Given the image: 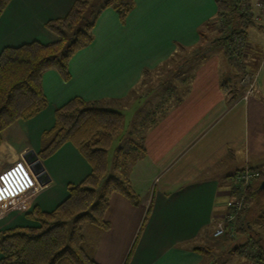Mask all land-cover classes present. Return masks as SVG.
<instances>
[{
	"label": "crops",
	"instance_id": "obj_1",
	"mask_svg": "<svg viewBox=\"0 0 264 264\" xmlns=\"http://www.w3.org/2000/svg\"><path fill=\"white\" fill-rule=\"evenodd\" d=\"M73 2L10 0L0 13V50L30 41L54 42L57 36L45 23L63 17ZM131 2L123 19L113 7L99 11L91 41L68 59L67 80L54 69L43 72L46 107L6 127L0 155L29 149L25 160L30 170L40 172L37 178L43 169L48 179L26 213L33 205L52 210L66 197L67 183L81 181L90 166L69 142L48 158H38L41 132L52 126L54 109L73 97L111 103L105 108L118 110L123 118L119 138L140 140L138 149L130 147L138 151L127 173L140 202L134 206L113 192L104 212L109 226L89 229L85 250L98 264H201L206 256L201 249L228 210L235 173L245 166L264 171V19L242 26L251 45L246 64L258 66V79L254 94L239 100L238 80L224 47L210 40L204 47L199 38V29L217 19L215 0ZM169 60H175L171 67L159 71ZM156 71L158 77L174 72L167 101L168 95L161 98L162 83L144 80ZM141 84L146 86L142 94L115 105ZM138 121L142 125L135 130ZM113 141L114 149L127 150L118 137ZM24 214L4 213L0 230L35 226Z\"/></svg>",
	"mask_w": 264,
	"mask_h": 264
},
{
	"label": "trees",
	"instance_id": "obj_2",
	"mask_svg": "<svg viewBox=\"0 0 264 264\" xmlns=\"http://www.w3.org/2000/svg\"><path fill=\"white\" fill-rule=\"evenodd\" d=\"M9 1L0 0V13ZM215 2L216 21H221V29L226 30L217 38L225 39L242 32L234 29L236 24L245 27L253 22L237 9L235 0ZM131 4V0H74L63 17L45 23L57 36L54 42L30 41L0 50V142L7 126L17 119H30L46 107L41 87L44 71L54 69L63 80L69 78L68 59L91 41L92 26L99 11L110 6L123 19ZM203 26L199 29L200 37ZM224 54L228 63L237 69L226 49ZM121 125V112L80 97H73L54 109L53 124L41 135L47 141L40 145L38 158H48L63 143L69 142L89 164L90 172L77 184L67 183L66 197L51 211L35 205L25 214L38 225L0 230V264H98L83 246L81 224L87 222L98 230L107 229L109 224L104 220V212L113 192L123 195L134 206L140 202L125 176L126 151L116 148L111 170L108 168L107 149ZM255 190L247 188L241 211L255 200ZM237 231H246L245 225L239 223ZM233 248L238 251L240 247ZM258 252L257 261L264 264V252L260 249Z\"/></svg>",
	"mask_w": 264,
	"mask_h": 264
},
{
	"label": "rangeland",
	"instance_id": "obj_3",
	"mask_svg": "<svg viewBox=\"0 0 264 264\" xmlns=\"http://www.w3.org/2000/svg\"><path fill=\"white\" fill-rule=\"evenodd\" d=\"M249 18H251L252 21L255 22V21H259L261 19H264V16H262L261 19H255L253 17H249ZM213 26H215V27H213ZM222 27H223V25H221V21H216L213 19L209 20L205 23V26H203V28H202L203 29L202 30L203 36L200 37V35H199V38L202 40V43L204 45H207V43L209 44L208 41L212 40V41H215V43L217 44V46L219 48H222V46H223L224 50L226 49L228 56L233 61L236 62V64L238 65L237 69L233 67L235 70V73H236V76H235L236 80H238V82H237L238 86L236 84L235 85L239 88V91L236 95L240 96L241 93H243L242 89L244 88V85L241 84V80H243L244 78L248 77L251 80L250 83H253V85L256 86L257 79H258L257 78L258 77L257 76L258 66H256L254 69H249L247 67V64H246L247 60L246 59H247V55H248V50L251 49V45L247 41L245 33L243 32L244 29H242L241 24H236L234 29H236V30L242 29L243 30L242 32H239V33L235 32V33L229 35L225 39H219L217 37H221L222 35H224L226 33V30L221 29ZM238 34L241 35L243 38V41H242L243 45L241 44V46L238 47V53H239L238 59L239 60H236V58L230 56V49H231V47H233L235 45L232 42L234 36L235 35L238 36ZM215 38H217V39H215ZM206 53H207V50H206ZM174 61L175 60L166 61L160 67L159 71L161 69H163V71H164L165 68L167 69L168 67H171V65ZM179 62L180 63H178V64H182L184 61L181 60ZM159 71H156V72L152 73L151 75L146 74L144 80H145V82L148 81L152 84H155L158 82L162 83L165 87V92H163L161 98H166V95H168L167 99H166V101H167L168 97L172 96L170 93L172 91L171 90L167 91V90H168V87L170 86L169 84H171V83H173V81H175L174 80L175 77L172 75L174 72H171L169 74L167 72L166 74H163V75L158 77L156 74ZM158 74H161V73H158ZM177 81H178V79L176 80V82ZM145 87L146 86H142V84L138 85L136 87L137 92L133 90L134 92L132 91V93H130V95L127 97L128 98L127 100H122L118 103H115V105L121 106L124 103H127V101L130 100L132 98V96H134V97L139 96L140 94H142L145 91V89H146ZM170 89H171V86H170ZM161 103L163 104L162 101H161ZM110 105H112V104L109 102H101L100 104H98V106H100V107H103V106L106 107V106H110ZM154 106H155V104H154ZM162 107H163V105L160 107L161 110L163 109ZM156 110H158L157 106L154 107L153 113H155ZM126 117H127V115H125V118ZM136 123H137V125H134V129L139 130L140 126L142 124L140 121H138ZM49 128H51V127H49ZM48 129H45L43 131H46ZM122 131H123V125H121L120 130L114 136L113 140L118 137L119 145H124V148H127V150H124V151H126V153H127L126 154L127 158L125 161L127 166L125 167V170L128 173V170H130L133 161L135 160V158H137L136 152L138 151V150L136 151L135 149H132L130 147H134V148L138 149V147L140 146V140L135 138L136 139V141H135L134 139H131V138L127 137L126 135H124L123 138H121V137L119 138L118 135L122 134ZM42 132L40 134V145L43 142L47 141V138L44 140L41 139ZM115 144H116L115 141L111 142L110 146L107 149V159H108V164H109V167H108L109 171L111 170V163H112L114 155H115V149H114L116 146ZM28 150L29 149L22 151V152H19L18 155H7V154L0 155V191L6 185L5 182L1 178V175L3 177H4V174L8 175L9 170L14 169V167L16 168L18 163L21 164L23 166V168L25 167V170L28 173L30 180H32V185H33L31 187V189L24 191V196L21 198H17L16 202L14 204H12L10 206V208L4 209V210H2L0 208V217H1V215H3L4 213H6L8 211H10L12 213L15 212V213H19V214L20 213L27 214L26 211L29 210L30 203L32 202V200H34L33 198H34L35 193L37 192V190L41 186H43V184H46L45 180H47L48 177L45 174V170L42 169V171H41L42 174L38 176L39 178L38 177L36 178L35 175L40 173V172L33 174L32 171L30 170V168H29L30 165H28V162L25 160V155H26V152ZM127 173L125 174V176H127V178H128L129 173L128 174ZM262 175H264V171H262ZM262 178H264V177H262ZM262 178L259 177L258 179H255L248 186V187H251L252 190L256 189L255 190L256 191V197H255V200L252 199L249 202L248 207H246V205H245V209H243V211H241L242 207H243V203H242L240 211L236 214L233 221H231V223L235 227L233 237L228 236V235L220 236V237H214L212 235L211 239H207V241L204 244V246L206 245L207 247H203L207 251V253H205L206 256L204 258L203 263H201V264H261V263H258V261H257L258 257H256V256H257V254H259V252H258L259 249L261 252H264V191L258 190V185H259ZM81 181H79V182H81ZM74 184H77V183H74ZM231 189H232V192L228 198V201L231 200V198H233V196H236L238 194L233 189L232 186H231ZM2 198H4V197L0 196V200ZM227 209H229L228 205H227ZM49 211H51V210H49ZM240 212H241V214H240ZM25 214H24V216H25ZM238 214H240L241 217L238 220H236ZM35 223H36L35 226L38 225L36 221H35ZM239 223H241V224L243 223L245 225L246 231H243V232L237 231V226ZM86 225L89 226L87 229L85 228ZM14 227H16V226H14ZM10 228H12V227H10ZM92 228L97 229L96 227L92 226L91 224H89L87 222L82 223L80 226V229H81V233L83 234V237L86 234L85 238H87V235L92 233V230H89ZM1 230H3V229H1ZM99 231H103V230H99ZM84 242H85V240H84ZM84 242H83V246H84ZM252 242H254V244ZM233 247H240V248L238 249V251H236ZM86 252L89 253L88 250H86Z\"/></svg>",
	"mask_w": 264,
	"mask_h": 264
},
{
	"label": "built area",
	"instance_id": "obj_4",
	"mask_svg": "<svg viewBox=\"0 0 264 264\" xmlns=\"http://www.w3.org/2000/svg\"><path fill=\"white\" fill-rule=\"evenodd\" d=\"M237 9L244 13L248 17L255 19H261L264 16V0H235ZM243 38L238 34L234 36L232 42L235 44L230 49V56L239 60L238 47L243 45ZM248 77L241 80V84L244 85L240 96H237L239 100H246L252 96L255 92L256 86L250 83ZM261 173L258 170L245 166L238 170L234 175L233 189L238 193L228 201L229 209L224 213L223 217L217 221L215 228L212 232L214 237L220 236H232L234 235L235 227L231 223L236 214L240 211L244 194L252 181L258 179ZM2 180L5 182V186L0 191V196L4 197L0 200V208L2 210L10 208L14 204L17 198L24 196V191L31 189L32 180H30L25 167L18 163L17 167L9 170V174L1 175ZM3 191V192H2Z\"/></svg>",
	"mask_w": 264,
	"mask_h": 264
},
{
	"label": "water",
	"instance_id": "obj_5",
	"mask_svg": "<svg viewBox=\"0 0 264 264\" xmlns=\"http://www.w3.org/2000/svg\"><path fill=\"white\" fill-rule=\"evenodd\" d=\"M258 190L264 191V178L261 179V181L258 185Z\"/></svg>",
	"mask_w": 264,
	"mask_h": 264
}]
</instances>
